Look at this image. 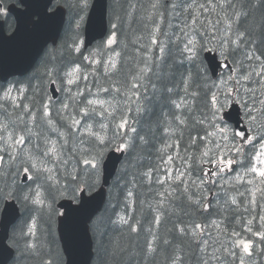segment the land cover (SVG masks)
<instances>
[{"label":"snow or ice","instance_id":"snow-or-ice-1","mask_svg":"<svg viewBox=\"0 0 264 264\" xmlns=\"http://www.w3.org/2000/svg\"><path fill=\"white\" fill-rule=\"evenodd\" d=\"M7 3L0 221L71 234L118 153L94 264H264V0H111L107 28L94 0H17L15 25ZM86 28L101 39L83 55ZM38 219L0 238V264H71Z\"/></svg>","mask_w":264,"mask_h":264},{"label":"water","instance_id":"water-1","mask_svg":"<svg viewBox=\"0 0 264 264\" xmlns=\"http://www.w3.org/2000/svg\"><path fill=\"white\" fill-rule=\"evenodd\" d=\"M17 1V0H15ZM108 1L109 0H94V3L98 5H104V22L105 27L107 28L109 25L108 19ZM9 15L14 18L15 24L18 23V14L23 11L22 6L17 7V3H12L8 6ZM99 11V10H98ZM67 11H64L62 20L64 22L67 21ZM4 31H6L4 26ZM63 33V27L60 29V35L57 37V43H59L60 38ZM84 39H85V51L92 47L95 43L99 42L101 36L98 31H89L87 28L84 31ZM49 46L51 42H49ZM7 55V53H6ZM32 68L28 69L30 73ZM11 79V77H10ZM118 153H110V158L114 161V164L109 165V170L105 172L104 177L102 178V184L100 186L98 193L95 195V199L91 200V202L74 217L73 221V229L71 234H69L66 222L62 217H58L57 224V232L60 240V244L62 247V252L65 255L66 261H71V264H91L92 259L94 257L93 250V240L91 234L88 232V228L90 225V218L94 219L96 215H98L106 202L107 197V189L109 185H111L112 180L116 176L115 169L119 167V161L115 158L118 156ZM63 205V207H61ZM69 205L67 200H61L57 203V207L64 211ZM21 217V212H17L16 217L12 220L11 223L4 224L0 221V238H6L10 236V231L12 226H14L17 221ZM10 264V262H9Z\"/></svg>","mask_w":264,"mask_h":264},{"label":"trees","instance_id":"trees-1","mask_svg":"<svg viewBox=\"0 0 264 264\" xmlns=\"http://www.w3.org/2000/svg\"><path fill=\"white\" fill-rule=\"evenodd\" d=\"M11 2H14V1L13 0H8L7 5L9 3H11ZM146 2H147V0H145V3ZM110 3H111V0L109 1V4ZM109 14H110V8H109ZM7 19L9 21V23H13L14 24V20L12 19L11 16H8ZM68 19H69V15H68L67 21H68ZM131 28H137V25L135 23H133ZM131 28H129L127 25H125L123 31L130 34L131 33ZM6 30L8 31L7 24H6ZM62 36H63V34H62ZM119 36H120V33H119ZM82 38H83V33H82ZM130 38H131V36L129 35V39ZM121 39H123V37H121ZM120 50H121L120 47H117V51H120ZM83 55H85L84 52H83ZM59 200L60 199H58L57 202ZM108 200H109V198H107V202H106V205H105L102 213L99 214L95 219H98L101 216H107L108 211H110V209H108ZM55 207H56V204H55ZM135 208H136V211H135L134 216H135L136 219H142V218L146 219L147 218L148 212H147L146 209H142L141 208V206L139 204V197L137 198ZM31 215H37L39 217L38 223H37V227L39 229V233L38 234H39V237H40L41 241H44V242L48 243L51 246V249H52L53 253H55L56 251H59L61 253V255L63 256V258L65 259L64 255H63V252H61L62 250H61L60 242L58 240V236H57L56 228H55L56 227L57 217H53L52 218V223L49 225L48 220H47V216L44 213H40V212L23 213L22 212L21 219L19 220V222L14 227H24L25 226V222L28 220V216H31ZM101 230H103V229H101ZM11 233H12V231H11ZM92 237H93V241H94V250L93 251L95 252L96 240L99 239V236L97 234L96 236L92 235ZM47 250H48L47 248L44 249L45 252ZM44 258L47 259L48 257L45 256ZM158 261H159V264H166V254L162 253L158 257ZM26 264H36V262L29 260L28 262H26ZM92 264H94V258H93Z\"/></svg>","mask_w":264,"mask_h":264},{"label":"rangeland","instance_id":"rangeland-1","mask_svg":"<svg viewBox=\"0 0 264 264\" xmlns=\"http://www.w3.org/2000/svg\"><path fill=\"white\" fill-rule=\"evenodd\" d=\"M113 47H115V45L113 46ZM94 49H92L90 52H92ZM89 54V53H88Z\"/></svg>","mask_w":264,"mask_h":264}]
</instances>
